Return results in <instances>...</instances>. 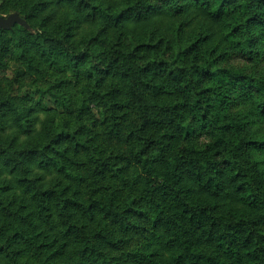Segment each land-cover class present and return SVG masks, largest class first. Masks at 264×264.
<instances>
[{
	"label": "trees",
	"instance_id": "obj_1",
	"mask_svg": "<svg viewBox=\"0 0 264 264\" xmlns=\"http://www.w3.org/2000/svg\"><path fill=\"white\" fill-rule=\"evenodd\" d=\"M2 1L25 21L0 32V71L77 83L0 91V130L21 133L0 142V264H264V0ZM228 189L242 213L211 202ZM138 219L151 234L126 250Z\"/></svg>",
	"mask_w": 264,
	"mask_h": 264
},
{
	"label": "rangeland",
	"instance_id": "obj_2",
	"mask_svg": "<svg viewBox=\"0 0 264 264\" xmlns=\"http://www.w3.org/2000/svg\"><path fill=\"white\" fill-rule=\"evenodd\" d=\"M31 1V0H29ZM33 2H36L38 0H32ZM18 3L19 0H13V3ZM22 2V0H21ZM3 4V1L0 0V11L2 8L5 7V9H10V5L8 4H3L4 7H1ZM24 7H20V9H23ZM55 7H52L51 9L53 10ZM13 13V12H12ZM8 14V15H2L0 13V18H2L5 22L8 21L10 18H16V19H21L22 22H24L22 20V18H20V16L18 14ZM46 17H49V15L45 14ZM206 16V15H205ZM205 16H198L197 20L195 21V25L197 27L198 32H209L211 34H213L215 31L217 32L220 28L219 25H215L213 24L207 17ZM45 17V23L46 26L49 27L50 24L52 22L54 23H58V25H61V28L64 27L66 25V23L64 22L65 20H55V21H51L48 20ZM5 25H0V32L6 31V30H10V28H5ZM28 26V24L26 25ZM87 28V25H83L82 27ZM80 29L79 31H75V36L78 38L80 36ZM216 36V35H215ZM212 46H215V44L217 43H211ZM213 50V49H212ZM38 63L40 62V59L37 58ZM236 64H245L243 62H240V60H237ZM7 68H6V72L2 73L0 71V91H4V92H8L9 90H16L17 93H24V94H29V96H31L33 98V100H38L40 98V95H37L36 93H34V89L39 88L40 86L49 88L53 85H55V90L57 92H60L61 94L66 95L67 97L69 95H67L68 92H70L71 94L76 92V76L74 75V73L72 72L71 69L67 68L66 72L65 71H60L58 69H54L55 71H53L51 74H46L45 76L42 75H32V76H20L17 77L16 73L20 70H22L23 66L20 63L18 58L15 57H11L8 61V63L6 64ZM251 69L253 68L252 66L250 67ZM66 81L69 82V84L67 86H63V83ZM57 82V83H56ZM35 83V84H34ZM34 85H37L36 88H33ZM69 98V97H68ZM58 107H56L55 101L52 100L49 97H46L45 101L43 102V105L41 107L42 111H40L37 114V119L34 122V129L36 130L35 133H41V131L43 130L44 126L46 125V123L51 122L52 120H55L53 117V114H51L48 111H51L53 109H56ZM61 114V113H60ZM61 115H59V119H60ZM52 119V120H51ZM96 119H98L100 121V129L102 130V134H105L106 130L111 131V128H106V126H103V124H101V121L103 120V116L101 113H97L96 115ZM65 121L73 124V126H75V128H79L81 127V123L78 122V120H76L75 118L72 117H65ZM11 123H8L7 125H2L4 127V130H0V142L6 140V139H11L14 138L17 134H21L18 133L17 130L15 129V127L10 126ZM55 127V125L53 126ZM98 127V128H99ZM104 132V133H103ZM23 135V134H22ZM19 136V138H27V136ZM37 136V135H36ZM104 139H107L106 142L108 141V138H101L98 140L99 143H102L104 141ZM111 139V138H110ZM118 138H116L115 140H112L111 144H110V148H112L113 144L117 143ZM78 160H80L81 162L84 161L83 158L81 157H77ZM53 177V176H52ZM127 178V173H123L120 177H112V178H108L107 179V183L109 184L108 186L111 187L113 184H116L119 186L118 190H124L125 191V200L127 199V196L130 194L133 197V190H131L130 188H126L124 183V180ZM112 184V185H111ZM111 191L114 190H107L106 194L111 193ZM119 192V191H118ZM229 192V196L226 197V192L222 193V196L219 197H214L211 199L212 203L217 204L220 209H222L224 212H230V213H234V214H240L243 212V206L235 199L232 197L231 190L228 189ZM120 193V192H119ZM137 224L140 226L137 232L134 233H121L120 237L127 240L128 242H130L128 248L126 250H130V249H135L136 245L141 244L144 240V238H147L148 233L151 234V228H148L147 223L145 222L144 219H138ZM153 248V247H152Z\"/></svg>",
	"mask_w": 264,
	"mask_h": 264
},
{
	"label": "water",
	"instance_id": "obj_3",
	"mask_svg": "<svg viewBox=\"0 0 264 264\" xmlns=\"http://www.w3.org/2000/svg\"><path fill=\"white\" fill-rule=\"evenodd\" d=\"M15 23H23L22 21H19L18 19H16V18H10L8 21H4L2 18H0V25H5L4 27L5 28H10V27H12ZM24 24V23H23Z\"/></svg>",
	"mask_w": 264,
	"mask_h": 264
}]
</instances>
